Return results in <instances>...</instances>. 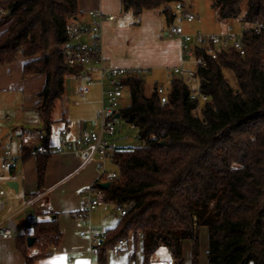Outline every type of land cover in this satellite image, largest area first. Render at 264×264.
Returning a JSON list of instances; mask_svg holds the SVG:
<instances>
[{"label":"trees","instance_id":"1","mask_svg":"<svg viewBox=\"0 0 264 264\" xmlns=\"http://www.w3.org/2000/svg\"><path fill=\"white\" fill-rule=\"evenodd\" d=\"M119 1L121 12L131 13L137 23L144 11L159 10L171 26L174 4L180 0ZM212 7L220 21L264 25V0H214ZM0 11V25H6L0 34V64L21 55L28 59L24 79L44 75L35 108L41 130L49 135L65 78L82 70L64 58L66 24L77 18V0H6ZM242 43L243 54L229 50L216 60L194 50L204 65L194 66L189 76L197 80L204 101L191 98L180 75L170 80L165 103L154 90L144 95V75L122 80L130 104L119 109V118L137 130L142 146L116 147L109 157L115 177L107 189L99 186V179L92 185L103 204L125 212L105 231L98 252L101 262L105 251L120 240L126 247L131 236L133 244L141 246L143 264L161 247L170 253L172 264H182L186 240L191 243V264H198V231L205 227L207 264H264V32L247 31ZM224 70L233 74L235 88L224 78ZM31 154L36 157L38 194L50 153L27 151L23 160ZM56 216L39 215L31 247L28 236H13L24 264H34L60 244Z\"/></svg>","mask_w":264,"mask_h":264},{"label":"crops","instance_id":"2","mask_svg":"<svg viewBox=\"0 0 264 264\" xmlns=\"http://www.w3.org/2000/svg\"><path fill=\"white\" fill-rule=\"evenodd\" d=\"M5 1L0 0V4ZM112 1L77 0L79 13L76 19L78 21H86L89 11H99L103 15L105 14L104 16L106 17H112L111 20L102 19L100 23L99 49L104 64L120 68H145L148 71L153 70L157 73L163 71L169 76L167 71L171 69V66H176L179 62L181 63L182 53L179 38L168 36L167 29L163 33L164 40L157 38L165 22H163L164 20L159 21V19H155L156 15H151L152 13L150 12H157L162 18L159 10H147L140 15L137 26L140 25L143 16V24L144 22L146 23V28L150 23L151 33L144 32L143 29H136L132 33L135 35L133 36L135 41L132 42L133 46L131 50H121L115 45L116 41L114 39L121 32L122 26L117 22L114 23L113 16L107 13L112 12L110 8L116 13H123L121 12L120 1L116 0V3ZM2 14L3 12L0 11V18ZM225 25H223V28ZM5 29L6 25H0V34ZM183 29L186 32H192L188 28L183 27ZM27 61L28 59L18 55L14 62L6 65L0 64V169L6 170V177L3 181L0 180V183L6 189L5 182L15 181L17 183V191L8 188L11 190L7 191L8 205L0 213V219L11 216L25 206L34 211L37 219L43 213L53 212L57 215L56 221L61 233L60 244L56 248H51L46 257L37 260L34 264H143L140 244H133L131 249L127 244L123 248V250L126 248L124 252L122 250L114 253L107 250L103 254L102 262L98 254L93 255L89 253L90 245L87 238L80 234V231L84 227L79 222L77 216V211L85 201V198L81 200L79 197H76V191L85 186H92L98 180L100 167L98 169L96 164H91L92 160L82 166L79 157L74 152L56 153L54 151V146L58 141L55 132L59 128L65 127L68 138L71 140L78 138L82 132L88 131L86 120H74L75 122H70L65 108L68 105L71 107L75 106L73 108L93 105L97 108V110L94 108L93 115L97 117L100 110V87L94 85L96 89L92 87L94 90L92 89L81 101L74 100L76 99L75 93L69 96L70 100L66 96L67 92L65 91L66 85L64 80L65 93L61 99L56 101L53 107L51 120L54 124L51 127L50 134L46 135L41 130V117L35 108L39 100L38 94L44 87L45 78L44 75H35L24 79L22 77L23 66ZM155 86H157L156 81L150 89L151 92ZM58 105L59 114L56 117L54 109ZM96 124V127H98V120ZM95 130L90 129L89 131ZM40 134H44L46 137L50 157L46 166L42 191L37 194L36 157L31 154V156L23 160V156L27 155V151L35 150L40 144ZM5 151L10 152L12 161L5 159ZM3 162H5V166H2ZM78 205L79 207L76 208ZM19 220L21 223H19ZM14 223L17 228L16 234L31 236L32 229L25 227V221L22 217H18ZM110 224L112 227L113 221ZM186 242L190 244L189 255L183 245ZM164 250L158 251L155 257L154 252L150 257L149 264H167L170 261L173 262L170 253L167 249L164 248ZM181 254L183 256L182 259L185 257L187 264H191L190 241L186 240L182 242ZM0 264H24V259L16 249L12 238H0ZM201 264H205V262L202 260Z\"/></svg>","mask_w":264,"mask_h":264},{"label":"built area","instance_id":"3","mask_svg":"<svg viewBox=\"0 0 264 264\" xmlns=\"http://www.w3.org/2000/svg\"><path fill=\"white\" fill-rule=\"evenodd\" d=\"M173 12L175 19L181 22L191 23L195 17L191 13L190 7L184 0L177 1L174 4ZM86 21H78L70 19L66 24V33L68 42L64 46V58L69 66L81 67L80 73L75 76L81 79L84 85L79 86V94L86 96L89 89L93 85L100 87V110L97 114L98 128L95 131H84L81 135L71 140L68 138L67 130L59 128L55 132L57 143L54 146L56 153L74 152L78 155L81 165L84 166L98 155L102 162L99 169V181L110 182L115 174L109 175L103 169L104 161L109 159L110 155L115 151L116 144L113 140L115 135V115L119 114L120 99L126 86L122 80L130 77H140L148 72L145 68H120L106 66L99 49L100 23L102 19L111 20V16H104L99 11H89ZM253 31L257 34L264 32L263 24H245L235 29L233 25L226 24L220 33H202V32H186L180 25L170 26L167 35L170 37H178L180 40V48L182 60L180 66L174 67L167 71L168 75H181L183 73V65L187 57L192 59L194 66L204 65L202 56L195 57L194 50L200 49L204 53L216 60L219 55L229 50H235L243 54L244 47L242 38L245 32ZM154 91L157 92L161 103L167 100V91L161 86H156ZM205 100V97L197 93H192L191 98ZM40 144L36 147L38 153H50L48 142L44 134L39 135ZM4 157L7 161H12L9 151H5ZM3 162L2 166H5ZM81 194L85 201L79 207L77 216L79 222L84 227L80 231L81 236L86 237L89 242V253L97 255L106 239L105 232H99L89 224V215L102 202V197L93 188V186L82 189ZM8 205L7 189L0 183V213L3 212ZM120 215L125 212L120 211ZM22 217L25 221V227L32 229L37 222V216L28 206L21 208L16 213L4 219H0V238L8 239L16 234L15 220ZM125 241L120 240L108 251L117 253L123 250ZM167 264H172L168 262Z\"/></svg>","mask_w":264,"mask_h":264},{"label":"rangeland","instance_id":"4","mask_svg":"<svg viewBox=\"0 0 264 264\" xmlns=\"http://www.w3.org/2000/svg\"><path fill=\"white\" fill-rule=\"evenodd\" d=\"M184 1L190 7L191 13L194 15L195 19L191 23H186V22H181L179 19L176 18L174 19L172 23L173 26L180 25L185 28H188L192 32L199 31L202 33H220L224 29L223 28L224 24L233 25L235 29H238L240 27L237 21H230L228 23V22L220 21L218 19L216 9L212 7L214 0H184ZM112 2L116 3V0H113ZM110 10L112 12L107 13V14L113 16L114 23L117 22L118 24H120V26H122L121 32H119L114 39L116 41L115 45L119 49L131 50L133 46L132 42L135 41V39L133 38V36L135 35H133L132 33L135 32L136 29H143L144 32H148L149 34L151 33L150 23L148 26H146V28H145L146 23L144 22L143 24V16L141 18L140 25L137 26L136 20L138 18H135L131 13L122 12L123 14H121L120 12H117V13L114 12L111 8ZM150 13H152L151 15H156L155 19H159V21H163V19L159 16L157 12H150ZM169 27L170 26H167L165 23H163V26L161 27L159 35L157 36L159 40L165 39L163 36V33L166 31V29L168 31ZM106 66H111V65H106ZM178 66H180V62L178 63V65L171 66L170 68L173 69L174 67H178ZM193 67H194V63H192V59L190 57H187L183 65V73L180 76L184 80H186L190 91H192V93H197L198 92V82L196 79H193L189 76V70L192 69ZM223 75H224V78L227 80L228 84L232 88H235L236 82L233 77V74L227 70H224ZM174 76H179V75L167 76L163 71H160L158 73L153 70L148 71L147 73L144 74V81H145L144 95L148 96L151 93L150 89L155 81L157 82V86H161L163 87L164 90L168 91L169 82ZM65 85H66L65 91L67 92L66 96L68 98L70 95L74 93L76 95V99L74 100L81 101V99L83 100L86 97V96L83 97L79 94V86L84 85V82L81 79H77L73 76H68L65 79ZM92 87H94V85ZM92 87L89 89V92L92 91V89L94 90V88L96 89V87L94 88ZM119 102H120L119 103L120 108H125L129 106L130 98H129V94L127 91L123 92V96ZM73 107L68 105L65 108L67 118L69 119L70 122H75L77 120L84 119V121L86 120L85 122H87L86 124L88 126V131L90 129L98 128L96 127L97 117L93 115L94 108H96V106L86 105V106H81V107L77 106V108H73ZM58 112H59V105L57 106L56 109H54V113L56 117H58V114H59ZM115 129H116L115 135L112 138L115 141V144L118 148H138L142 146V142L137 137V130L134 127L126 124L122 118H118L115 120ZM101 163H103L102 159L98 155H95L91 161V164H96L98 169ZM103 169L109 175L110 173L116 170V167L113 164H111L109 159H106L104 161ZM5 171H6L5 169H0V180L1 181H3L4 178L6 177ZM97 173H98V170H97ZM86 187L88 186H85L82 189ZM82 189L77 190L78 192L76 191L77 193L76 197H79L81 200H84V196L81 194ZM7 191H11V190L7 188ZM78 207L79 205L76 208ZM119 218H120L119 209H117L116 206H114L113 204L100 203L96 207V209H94L89 215L91 226L99 232H104L105 230L113 229L117 221L119 220ZM111 221H113L112 227L110 224ZM19 223H21L20 220H19ZM11 238L13 239V236ZM11 238H8V239H11ZM127 242H128V246L131 249V247L133 246V241H132L131 236L128 237ZM183 245H184V249L188 251V255H189L190 254V244L186 242ZM198 247H199L198 264H201L202 260L206 264L205 254H206V249H207V229L205 227L199 228ZM159 249L161 250L157 249L155 251L154 257L157 255L158 251L164 250V248H159ZM125 250L126 248L122 252H124ZM182 264H187L185 257L183 258Z\"/></svg>","mask_w":264,"mask_h":264},{"label":"water","instance_id":"5","mask_svg":"<svg viewBox=\"0 0 264 264\" xmlns=\"http://www.w3.org/2000/svg\"><path fill=\"white\" fill-rule=\"evenodd\" d=\"M115 118L118 119L119 118V114H116ZM5 186L7 188H9V189H13L14 191H17V183L15 181H7V182H5ZM99 186L102 189H107L108 186H109V183L108 182H102V183L99 184ZM26 242H27V246L31 247L33 242H34V238L33 237H28Z\"/></svg>","mask_w":264,"mask_h":264}]
</instances>
